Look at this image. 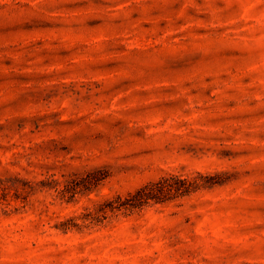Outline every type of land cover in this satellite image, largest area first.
I'll use <instances>...</instances> for the list:
<instances>
[{"label": "rangeland", "instance_id": "obj_1", "mask_svg": "<svg viewBox=\"0 0 264 264\" xmlns=\"http://www.w3.org/2000/svg\"><path fill=\"white\" fill-rule=\"evenodd\" d=\"M0 264H264V0H0Z\"/></svg>", "mask_w": 264, "mask_h": 264}, {"label": "trees", "instance_id": "obj_2", "mask_svg": "<svg viewBox=\"0 0 264 264\" xmlns=\"http://www.w3.org/2000/svg\"><path fill=\"white\" fill-rule=\"evenodd\" d=\"M191 178L169 173L154 181H149L133 192L129 193L117 208L140 207L150 202H164L196 191L201 187H208L216 180L202 178L200 172L195 171Z\"/></svg>", "mask_w": 264, "mask_h": 264}]
</instances>
